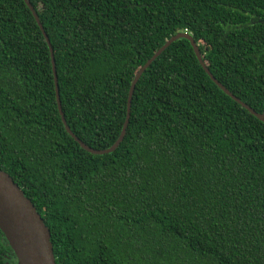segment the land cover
Segmentation results:
<instances>
[{"label": "trees", "instance_id": "1", "mask_svg": "<svg viewBox=\"0 0 264 264\" xmlns=\"http://www.w3.org/2000/svg\"><path fill=\"white\" fill-rule=\"evenodd\" d=\"M71 133L104 151L131 84L188 34L214 79L264 114V0H27ZM0 171L56 264H264V122L190 42L141 75L107 154L66 131L51 53L24 0H0ZM0 264H17L0 231Z\"/></svg>", "mask_w": 264, "mask_h": 264}, {"label": "water", "instance_id": "2", "mask_svg": "<svg viewBox=\"0 0 264 264\" xmlns=\"http://www.w3.org/2000/svg\"><path fill=\"white\" fill-rule=\"evenodd\" d=\"M28 8L33 14L36 23L39 25L40 30L47 42V45L51 53V62L54 73L55 82V92L56 100L58 105V110L64 124L66 131L74 138L78 144L86 151L92 154H107L112 152L118 147L121 140L124 137L128 122L132 96L134 93L135 85L137 84L141 75L149 68V66L158 58L172 43L179 39H186L190 42L195 56L200 63L201 67L209 78L230 98L239 103L242 107L247 109L252 115L257 117L260 121L264 122V114L259 115L252 111L248 106L240 102L233 95H231L226 89H224L211 75L206 65L202 61L200 52L197 45L195 44L192 37L186 33L178 34L168 40L140 69V71L135 76L128 94L127 101V116L121 131V134L117 141L107 150L98 151L93 150L81 141H79L73 133H71L69 127L66 124L64 115L62 112V107L60 103L59 87L57 81V74L54 61L53 49L50 45L49 39L44 32V29L37 17V14L30 6L27 0H24ZM0 231L3 233L5 239L7 240L9 246L11 247L14 256L16 257L17 264H56L53 254L52 245L50 242V232L48 228L43 223L40 215L37 213L35 207L32 203L24 196L20 188L12 181V179L4 172L0 171Z\"/></svg>", "mask_w": 264, "mask_h": 264}]
</instances>
